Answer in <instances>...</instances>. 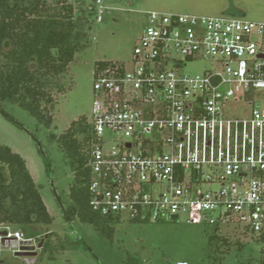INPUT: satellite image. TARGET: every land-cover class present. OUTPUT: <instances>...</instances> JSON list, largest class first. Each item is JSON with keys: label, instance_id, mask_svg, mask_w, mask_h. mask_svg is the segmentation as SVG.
Segmentation results:
<instances>
[{"label": "built area", "instance_id": "built-area-1", "mask_svg": "<svg viewBox=\"0 0 264 264\" xmlns=\"http://www.w3.org/2000/svg\"><path fill=\"white\" fill-rule=\"evenodd\" d=\"M199 58L211 67L182 71ZM93 75V210L264 232V108L251 100L264 101V22L153 10L131 64L109 61ZM231 101L253 107L231 116ZM2 226L0 245L36 249Z\"/></svg>", "mask_w": 264, "mask_h": 264}, {"label": "rangeland", "instance_id": "rangeland-1", "mask_svg": "<svg viewBox=\"0 0 264 264\" xmlns=\"http://www.w3.org/2000/svg\"><path fill=\"white\" fill-rule=\"evenodd\" d=\"M86 1L96 8L88 27V44L75 53L66 72L58 77L57 82L64 90L55 93L54 102L48 106L53 116L51 125L38 124L15 103L0 104V109L21 124L17 125L0 113V143L24 158L43 202L53 216L52 223L47 226L50 235L44 249L36 248L34 255H15V247L1 244L0 264H255L264 244L254 233H245L235 222L214 230L204 223H187L183 215L178 220L157 222L131 221L123 216L111 223L114 228L111 237L77 219L67 223L63 219L62 206L69 202L72 172L62 150L56 143L48 142L47 134L63 132L80 116L90 117L96 62L117 61L129 66L133 47L148 24L150 11L264 22V0H101L100 21H97L95 0ZM210 67L211 61L199 58L186 61L182 71L197 74ZM259 97V93H255L251 100L264 108V101ZM252 107L244 101H231L226 110L228 115L243 117ZM44 157L49 159V171ZM56 196L61 203L57 202ZM2 227L0 225V231ZM8 228L18 230L15 225ZM212 234H226L230 242L227 251L221 252L225 247L222 240L220 243L216 239L209 240ZM239 243H242L241 247Z\"/></svg>", "mask_w": 264, "mask_h": 264}, {"label": "trees", "instance_id": "trees-1", "mask_svg": "<svg viewBox=\"0 0 264 264\" xmlns=\"http://www.w3.org/2000/svg\"><path fill=\"white\" fill-rule=\"evenodd\" d=\"M95 13L93 3L86 0H0V104L15 103L38 124L49 127L53 116L48 106L54 102L53 95L64 90L57 82L58 77L66 72L75 53L88 44V27ZM107 62L97 61L95 68ZM0 113L21 126L9 113L2 109ZM47 140L62 150L72 172L69 202L62 206L64 221L71 224L77 219L111 237L114 231L111 223L119 220V216L100 214L89 204L88 162L93 135L88 117L71 121L58 134L48 133ZM39 151L42 153L40 148ZM44 160L49 171V159ZM56 200L61 203L59 196ZM52 220L24 158L0 143V225H15L25 237L39 242L49 233L47 226ZM220 225L211 226L216 230ZM254 234L264 244V232ZM49 235L41 249L45 248ZM226 237L212 234L209 240L216 239L219 243L222 240L225 247L221 252H225L230 244ZM255 264H264V245Z\"/></svg>", "mask_w": 264, "mask_h": 264}, {"label": "water", "instance_id": "water-1", "mask_svg": "<svg viewBox=\"0 0 264 264\" xmlns=\"http://www.w3.org/2000/svg\"><path fill=\"white\" fill-rule=\"evenodd\" d=\"M48 234L49 233L44 234V237L41 238V240L38 242V244L36 246L37 249H41L44 238H46ZM34 250H35V247L33 245L21 246L20 249L15 252V255H23V254L34 255L35 254Z\"/></svg>", "mask_w": 264, "mask_h": 264}]
</instances>
